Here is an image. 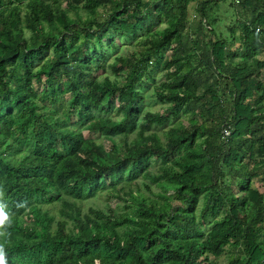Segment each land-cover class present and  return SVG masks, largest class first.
<instances>
[{
    "label": "trees",
    "instance_id": "16d2710c",
    "mask_svg": "<svg viewBox=\"0 0 264 264\" xmlns=\"http://www.w3.org/2000/svg\"><path fill=\"white\" fill-rule=\"evenodd\" d=\"M222 1L0 0L6 264H264V0Z\"/></svg>",
    "mask_w": 264,
    "mask_h": 264
},
{
    "label": "rangeland",
    "instance_id": "374dc122",
    "mask_svg": "<svg viewBox=\"0 0 264 264\" xmlns=\"http://www.w3.org/2000/svg\"><path fill=\"white\" fill-rule=\"evenodd\" d=\"M231 1H233V0H223L222 2L218 3V5H217V9L220 10V12H221L219 15V16H221L220 21H219V23H217V27L219 30L223 29L225 27V25L229 26L228 24H232L231 20H233V18L230 17L231 12H234V10H240L239 6L235 7V8L229 7V3ZM227 10H230V11L227 15L224 16V12H226ZM188 18L191 19V22L188 25V28H190V32H193L199 27L196 19H194V18H197V13H196L194 1H192L189 5ZM234 47H237V44L234 45ZM262 59H264V54L259 56V60H262ZM151 110H159V106L156 105ZM84 134H86V131H84ZM263 182H264V180L263 181L262 180H255L254 184H253V186L257 187L258 190L262 193H264V183ZM228 258L229 257L227 256V254L224 253L218 257L217 261H219L221 264H227V262L229 261Z\"/></svg>",
    "mask_w": 264,
    "mask_h": 264
},
{
    "label": "clouds",
    "instance_id": "9594fccd",
    "mask_svg": "<svg viewBox=\"0 0 264 264\" xmlns=\"http://www.w3.org/2000/svg\"><path fill=\"white\" fill-rule=\"evenodd\" d=\"M8 219H9V215L4 211V207L0 206V226H2L4 222L7 221ZM2 235L3 233L0 232V236ZM0 264H6V253L4 251L3 244H0Z\"/></svg>",
    "mask_w": 264,
    "mask_h": 264
}]
</instances>
